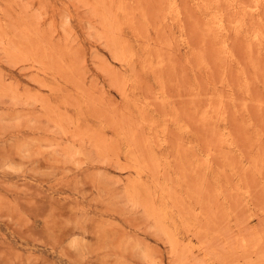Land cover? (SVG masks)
<instances>
[{"label": "rangeland", "instance_id": "obj_1", "mask_svg": "<svg viewBox=\"0 0 264 264\" xmlns=\"http://www.w3.org/2000/svg\"><path fill=\"white\" fill-rule=\"evenodd\" d=\"M0 264H264V0H0Z\"/></svg>", "mask_w": 264, "mask_h": 264}]
</instances>
